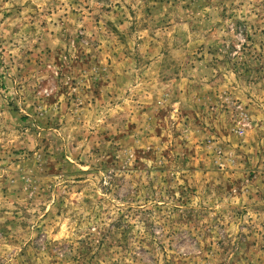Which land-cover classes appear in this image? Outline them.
<instances>
[{
  "label": "rangeland",
  "instance_id": "1",
  "mask_svg": "<svg viewBox=\"0 0 264 264\" xmlns=\"http://www.w3.org/2000/svg\"><path fill=\"white\" fill-rule=\"evenodd\" d=\"M0 264H264V0H0Z\"/></svg>",
  "mask_w": 264,
  "mask_h": 264
}]
</instances>
